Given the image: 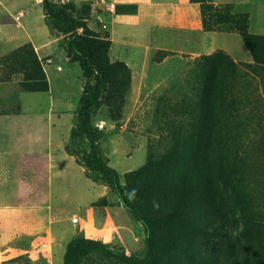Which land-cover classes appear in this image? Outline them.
I'll return each mask as SVG.
<instances>
[{
	"label": "rangeland",
	"instance_id": "obj_1",
	"mask_svg": "<svg viewBox=\"0 0 264 264\" xmlns=\"http://www.w3.org/2000/svg\"><path fill=\"white\" fill-rule=\"evenodd\" d=\"M36 1L1 0L11 13L23 11L20 22L42 42L49 30L37 21L42 8L35 6ZM52 1L73 4L80 24L78 33L87 30L97 53L101 51L99 42L108 43V61L119 64L100 107L92 112L91 124L100 136L97 145L102 161L118 172L121 184L136 198L155 231L153 253L143 264H264V150L257 144L260 132L238 142L234 191L214 188L218 199H211L213 192L210 195L206 186L214 176L211 155L193 170L192 178L189 175V147L194 144L190 129L200 112L206 77L200 75L196 63L203 55L221 53L237 64H253L236 28L219 24L207 31L201 17V31L176 29L170 22L169 8L163 6L158 26L147 39L115 57L110 55L109 39L112 3L97 0L99 5L92 8L93 1ZM210 1L214 7L227 6L231 13L246 15L247 32L264 36V0ZM3 12L0 7V14ZM83 12L86 18L81 20ZM147 14L146 8L141 19ZM211 43L213 48L208 49ZM18 45L28 49L30 44L23 39L0 43V264H62L65 245L74 237L96 239L125 254L143 256L141 224L66 150L82 93L78 63L66 56L61 39L58 50L64 53L57 58L64 61L61 69L67 67L70 72L64 80L69 92L66 100L52 107L49 83L52 96L61 95L62 88L58 85L61 78H56V63L49 67L47 58L36 54L47 71V88L34 91L22 87L23 71H32V61L29 55L25 60L13 55ZM260 80L256 76L252 87L235 82L233 92L246 109L256 103L255 96H264ZM49 116L64 117L61 125H55L54 120L50 130L54 158L60 149L58 154L68 159L62 171L53 169L50 175ZM26 118L32 123L18 121ZM59 132L64 136L65 151ZM193 139L197 142V136ZM76 145L86 149L82 140ZM196 177L201 179L199 185ZM183 179L188 183L186 190L184 186L175 189L177 181ZM155 197L172 213L168 221L161 220L158 207L153 209ZM242 206L248 209L241 212ZM82 264L123 263L91 253Z\"/></svg>",
	"mask_w": 264,
	"mask_h": 264
},
{
	"label": "trees",
	"instance_id": "obj_2",
	"mask_svg": "<svg viewBox=\"0 0 264 264\" xmlns=\"http://www.w3.org/2000/svg\"><path fill=\"white\" fill-rule=\"evenodd\" d=\"M188 1L200 4L205 30H212L219 24H232L247 46L253 60V64H237L227 55L216 53L201 56L196 63L197 67L195 66L200 75L206 74V77L202 82L204 90H202L200 112L190 129L194 143H191L189 147V152H192L191 172L189 174L187 170L185 171L192 178L193 170L198 165H204L206 157L211 155L213 165L210 164V166L213 168L214 176L206 183L211 190L209 194H212L214 188H229L234 191L238 181L234 172L235 162L239 159L237 153L240 139L260 132L261 137L257 144L261 147L259 148L261 151L264 150V96L262 98L261 95L255 96L256 103L246 109L244 104H239V99L233 92L237 80L252 87L251 81H254L256 76H260L262 94H264V36L249 34L246 15L231 13L227 6L214 7L210 0ZM41 2L45 24L52 32L63 36L65 54L78 63L83 78L75 123L70 131L66 150L69 155L74 156L79 165L88 171L91 177L101 181L118 198L124 210L141 224L144 231V254L141 257L125 254L96 239L74 237L65 245L62 264H82V260L91 253L103 254L123 264H143L153 253L155 231L150 220L144 216L136 204V198L134 199L130 190L121 184L118 172L102 161L97 145L100 136L91 124L92 112L100 107L102 97L114 77V67L117 64L108 61V43L99 42L101 51L97 53L90 44L87 30L84 29L83 33H78L80 24L75 17L73 4L57 3L52 0H41ZM82 14L81 20H84L86 12ZM13 55L23 60L26 55H29L32 61V71H23L22 87H28L34 91L47 88L44 71L31 45L28 49L24 46L19 47ZM200 77L203 78V76ZM194 136H197V142L194 141ZM78 140L86 143V149L76 145ZM200 183L201 179L196 177L195 184ZM187 185L186 179L178 180L175 189L184 186L186 190ZM196 185L193 188L198 195ZM149 195L155 196L154 193ZM156 198L153 209L158 207L162 215L161 220L168 221L172 213L168 211L167 206H160L161 203ZM216 198L218 199V193L214 191L211 199ZM247 209L246 206H242L241 212ZM216 221L220 220L216 219ZM227 246H231L230 240Z\"/></svg>",
	"mask_w": 264,
	"mask_h": 264
},
{
	"label": "crops",
	"instance_id": "obj_3",
	"mask_svg": "<svg viewBox=\"0 0 264 264\" xmlns=\"http://www.w3.org/2000/svg\"><path fill=\"white\" fill-rule=\"evenodd\" d=\"M88 1H93L91 4L92 8L99 5L97 0H73L74 4ZM113 6L114 10L110 15L109 19V33H110V55H120L121 53H125L129 49L132 48V45H139V42H143L147 39L149 33H151L152 29L158 26V13L160 8L163 6H167L170 11V22L172 26L176 29L181 30H195L201 31V7L199 3L189 2L188 0H108ZM229 1V0H228ZM36 7L41 5V0L36 1ZM230 2V1H229ZM217 4L216 2H213ZM220 4V3H219ZM0 7L4 11L3 14H0V43L2 42H14L20 39L28 42L35 53L40 56L47 58L49 62V67L56 63V72L59 74L56 78L59 79L58 85L61 88V95L52 96L53 90L51 88V84L49 83V92H50V106H56V102L61 100H66L68 96V92L65 87V78L70 76V72L66 67V70H62L59 66L64 63L63 60H60L59 56L63 55V51L60 52L58 50L59 41L62 39V36H57L55 32H52L47 25L45 24L43 10L39 13V19L37 20L40 23H43L44 28L49 30V35H47L46 39L40 42L32 31L28 30L26 23H21V18L24 16L23 11L18 10L16 14L11 13L6 8L2 6V2L0 0ZM166 7V8H167ZM148 14L142 20L141 16L144 17V13ZM104 15V14H103ZM103 16L99 14V18L101 19ZM104 18V17H103ZM132 41H135L133 43ZM21 45H18V47ZM17 47V48H18ZM213 48V43L209 46L208 49ZM211 50L207 52L210 53ZM49 56V57H47ZM115 56V57H116ZM43 66V64L41 63ZM60 67V69H59ZM80 68V67H79ZM43 70L46 74V69L43 67ZM77 70V65L76 69ZM73 70V71H75ZM61 74V75H60ZM80 75V73H78ZM64 117L57 116L51 117L49 116V130L53 128V121L55 120V125L63 124L62 120ZM15 120V119H14ZM24 120L25 123H32L31 119H19L18 121ZM35 122V121H34ZM15 133V131H14ZM52 131H49V175L52 173L53 169L58 173L65 168L67 163L66 157H61L60 149L57 151L56 159L54 158L53 138L51 139ZM58 139L60 144L64 150V136L61 132L58 133ZM7 148V147H4ZM65 151V150H64ZM67 154V153H66ZM59 155V156H58ZM68 158H72L71 156H67ZM59 163L58 165L56 163ZM56 165V166H55Z\"/></svg>",
	"mask_w": 264,
	"mask_h": 264
}]
</instances>
